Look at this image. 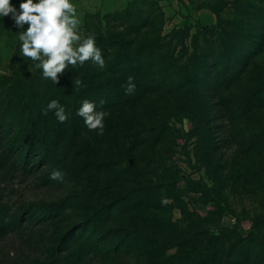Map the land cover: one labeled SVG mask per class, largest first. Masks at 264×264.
Here are the masks:
<instances>
[{
    "label": "rangeland",
    "instance_id": "374dc122",
    "mask_svg": "<svg viewBox=\"0 0 264 264\" xmlns=\"http://www.w3.org/2000/svg\"><path fill=\"white\" fill-rule=\"evenodd\" d=\"M129 1L73 0L81 36L98 42L107 25L99 13ZM147 1L164 14L163 35L186 28L190 51L192 36L217 27L220 18L235 40H247L240 54H247L250 72L233 89L227 88V72L218 90L203 96L190 91L145 102L134 96L113 101L105 85L86 79L80 67L86 62L69 64L55 80L43 76L38 62L20 52L17 37L28 25L16 28L10 16L0 20L3 85L9 91L20 70L38 131L52 139L49 162L64 174L62 181L45 182L52 170L0 172V203L14 211L31 205L47 215L52 203L61 202L65 220L0 238V264H264V0ZM20 2L12 0L17 8ZM16 53L19 65L12 59ZM53 100L58 107L49 111ZM85 100L105 113L102 134L76 114ZM61 109L64 122L55 115ZM166 173L174 187L158 186ZM74 224L97 229L88 248L73 246L65 260L58 239H48L55 229L61 236Z\"/></svg>",
    "mask_w": 264,
    "mask_h": 264
},
{
    "label": "trees",
    "instance_id": "16d2710c",
    "mask_svg": "<svg viewBox=\"0 0 264 264\" xmlns=\"http://www.w3.org/2000/svg\"><path fill=\"white\" fill-rule=\"evenodd\" d=\"M204 7L219 11L209 5ZM103 19L107 23L103 29L105 33L96 42V47L105 60V65L101 67L90 59L85 66L80 67L92 86L100 84L108 88L113 94L110 100L127 102L129 97L134 96L145 102L169 97L174 93L186 95L190 91L203 96L208 90L217 91L227 77V72L230 71L231 74L227 88L231 89L234 83L250 72L251 62H246L249 59L247 54L245 57L240 54L247 40H235L236 35L222 25L220 18L217 27L192 36L191 51L184 43V38L189 36L184 33L186 28L162 34L164 14L154 1H130L123 10L108 13ZM180 45L183 46L182 51ZM186 53L188 59L183 61L182 57ZM13 57L14 64L19 65L21 60L18 54ZM243 66L247 68L243 69ZM16 74L19 76L18 80L12 81L9 91L3 85L6 77L0 76V172L6 175L21 171L29 175L38 169L53 171L49 162L52 139L40 135L39 119L35 117V109L30 105L26 82L21 78L19 69ZM129 77L133 78L136 86L131 94L126 91ZM193 84H196L194 88ZM60 89L61 86L58 87ZM4 90L7 94H4ZM20 114L25 116L16 119ZM170 177V174H164L161 179L163 181L158 186L174 187L175 181L170 180ZM45 178V182H51L50 177ZM193 183L191 181V188L196 186ZM202 185L201 190L207 191V186L204 183ZM33 209L31 205L23 204L16 209L18 211H14L0 203V238L15 229L34 228L42 224L48 226L51 221H65L60 213L63 209L61 202L52 203L48 207L50 214L47 215ZM96 229V225L92 229H84L83 226L78 228L74 224L61 236H58L55 229L48 241L52 244L58 239L60 244H56V247L60 255L64 254L65 260H70L74 253L71 248L81 244L83 248H88ZM206 249L212 252L215 250L210 245ZM39 264L48 263L41 261Z\"/></svg>",
    "mask_w": 264,
    "mask_h": 264
},
{
    "label": "clouds",
    "instance_id": "9594fccd",
    "mask_svg": "<svg viewBox=\"0 0 264 264\" xmlns=\"http://www.w3.org/2000/svg\"><path fill=\"white\" fill-rule=\"evenodd\" d=\"M9 16L16 28L24 29L28 25L17 37L20 52L23 57L38 62L35 66L43 69V76L55 80L69 64L83 65L90 59L104 67L105 60L96 47L95 37L83 38L80 34L81 17L73 0H21L18 8L12 0H0V20ZM135 87L133 78L129 77L127 93L131 94ZM57 107L56 100L48 104L49 111ZM76 114L85 118L88 129H99L100 134L103 133L105 113L96 111L93 102L85 100ZM55 115L60 122L67 119L63 109ZM63 178L59 170L50 175L52 180L62 181ZM161 203L167 205L168 199L163 198Z\"/></svg>",
    "mask_w": 264,
    "mask_h": 264
},
{
    "label": "crops",
    "instance_id": "0c3cea01",
    "mask_svg": "<svg viewBox=\"0 0 264 264\" xmlns=\"http://www.w3.org/2000/svg\"><path fill=\"white\" fill-rule=\"evenodd\" d=\"M129 2H130V1H129ZM126 6H127V5H126ZM126 6H125V7H126ZM125 7H124V8H125ZM124 8H122V9H115V10H113V11H111V12L120 11V10H123ZM111 12H109V13H111ZM98 13H99V12H98ZM99 14L102 15L101 13H99ZM106 14H108V13H106ZM106 14H104V15H106ZM104 15H103V16H104Z\"/></svg>",
    "mask_w": 264,
    "mask_h": 264
}]
</instances>
